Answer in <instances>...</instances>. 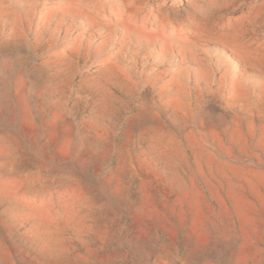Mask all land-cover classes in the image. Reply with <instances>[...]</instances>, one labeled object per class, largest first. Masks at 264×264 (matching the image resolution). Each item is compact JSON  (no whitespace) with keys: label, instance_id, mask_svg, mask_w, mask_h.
<instances>
[{"label":"clouds","instance_id":"1","mask_svg":"<svg viewBox=\"0 0 264 264\" xmlns=\"http://www.w3.org/2000/svg\"><path fill=\"white\" fill-rule=\"evenodd\" d=\"M0 264H264V0H0Z\"/></svg>","mask_w":264,"mask_h":264},{"label":"rangeland","instance_id":"2","mask_svg":"<svg viewBox=\"0 0 264 264\" xmlns=\"http://www.w3.org/2000/svg\"><path fill=\"white\" fill-rule=\"evenodd\" d=\"M105 15H108V13H107V10H105V13H104Z\"/></svg>","mask_w":264,"mask_h":264}]
</instances>
